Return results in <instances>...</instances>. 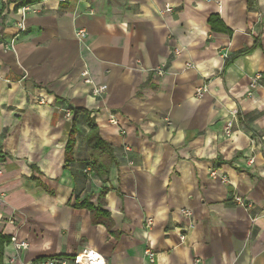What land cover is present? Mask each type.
<instances>
[{"label":"crops","instance_id":"0c3cea01","mask_svg":"<svg viewBox=\"0 0 264 264\" xmlns=\"http://www.w3.org/2000/svg\"><path fill=\"white\" fill-rule=\"evenodd\" d=\"M25 1L0 0V235L27 247L1 242L0 264L84 248L106 264H264V0ZM86 115L113 148L104 180Z\"/></svg>","mask_w":264,"mask_h":264},{"label":"built area","instance_id":"2783aa9c","mask_svg":"<svg viewBox=\"0 0 264 264\" xmlns=\"http://www.w3.org/2000/svg\"><path fill=\"white\" fill-rule=\"evenodd\" d=\"M29 10H30L29 5H23L20 8L21 18L17 22V26L20 30L24 29L25 15H26L27 11H29ZM171 10H172V7L170 5L165 6V11H171ZM76 34L79 37H83L85 34V31L83 29H78L76 31ZM10 46L11 47L13 46L12 41L10 43ZM174 52H175V54H178L180 51L178 48H175ZM186 64L190 65V63H188V62ZM152 70L156 74L161 75L164 72V66L163 65L156 66ZM81 74L85 77L84 80L86 82H91L90 79L87 77V71H82ZM261 79H262V74L260 72L253 74L249 78V83H248L249 90L247 92L248 95H250L257 87L260 86ZM104 90H105L104 85L93 86L91 89V93L94 96H99ZM206 90H207L206 85L202 84L200 86H197L194 89L193 94L196 97H201L205 93ZM42 101L43 100L40 99V102H42ZM66 116L67 117L71 116L70 111L66 112ZM108 121L114 125H117L120 122L115 113H109ZM224 134L227 136H230L232 134V121L231 120H228L226 122V124L224 126ZM1 175H2V168L0 166V177H1ZM234 199H235L236 203H238L242 206H249V203L244 202V200L240 196H235ZM182 212H183V214H185L187 216L190 215V212L188 210H183ZM151 223L152 222L150 219H146V226L147 227H149L151 225ZM179 238H180V241L183 242L186 238V233L179 234ZM10 242L14 246L15 250H18V251L21 249H25L27 247V241L26 240H18L15 235L10 236ZM144 256L150 263L155 262V251L148 245L144 249ZM195 261H197V259H195ZM38 264H106V262H105L104 256L101 253H99L93 249L84 248L78 254L68 256V257L56 255V256H52V257L42 259L38 262Z\"/></svg>","mask_w":264,"mask_h":264},{"label":"trees","instance_id":"16d2710c","mask_svg":"<svg viewBox=\"0 0 264 264\" xmlns=\"http://www.w3.org/2000/svg\"><path fill=\"white\" fill-rule=\"evenodd\" d=\"M33 1L34 0H27L23 4H27V3H30V2H33ZM216 21L221 23L217 16L211 15L209 17V22L211 23V26L213 28L215 27L214 22H216ZM251 48H253V46L248 48V49H244L242 51H239L235 55L248 52L249 50H251ZM235 55H233V56H235ZM230 60H231L230 57L225 58L224 67H226V65L230 62ZM86 118H87V123H88L87 124L88 132L86 134L87 143H89L91 145L93 150H97V151L102 152L103 154H105L104 160L91 159L90 160V165H91L92 169L94 170V172L101 179L104 180L105 177H106V174H107V172L109 170L110 164L115 160V157L113 155V148L108 142H106L105 140H103L102 138L99 137V135L95 131L96 125H95L93 119L91 117H89V115H86ZM74 120H75V118L73 117V121ZM74 133H75V128H74V126H72L71 131H70V135H69V139H68V142H67V145H66L65 163H64V167L65 168L69 167L71 162L73 161L72 146H73V142H74ZM80 205L81 206H87V207L90 208L93 222H97V223L101 222V223L105 224L106 226L109 225L110 219H109L108 214L106 213V211L92 206L91 204L87 203L85 200H83L80 203ZM9 239L10 238H8V237L0 235V243L5 241V240H9Z\"/></svg>","mask_w":264,"mask_h":264}]
</instances>
